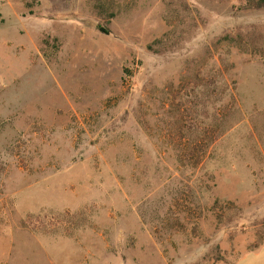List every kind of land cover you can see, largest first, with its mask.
<instances>
[{"label":"rangeland","instance_id":"rangeland-1","mask_svg":"<svg viewBox=\"0 0 264 264\" xmlns=\"http://www.w3.org/2000/svg\"><path fill=\"white\" fill-rule=\"evenodd\" d=\"M0 0V264H264V9Z\"/></svg>","mask_w":264,"mask_h":264},{"label":"trees","instance_id":"trees-1","mask_svg":"<svg viewBox=\"0 0 264 264\" xmlns=\"http://www.w3.org/2000/svg\"><path fill=\"white\" fill-rule=\"evenodd\" d=\"M246 9H264V0H245Z\"/></svg>","mask_w":264,"mask_h":264}]
</instances>
